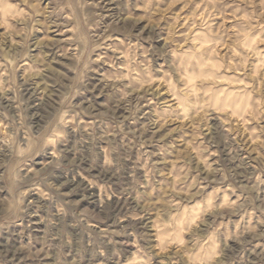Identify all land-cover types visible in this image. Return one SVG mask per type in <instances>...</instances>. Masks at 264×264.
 <instances>
[{"label": "rangeland", "instance_id": "obj_1", "mask_svg": "<svg viewBox=\"0 0 264 264\" xmlns=\"http://www.w3.org/2000/svg\"><path fill=\"white\" fill-rule=\"evenodd\" d=\"M0 264H264V0H0Z\"/></svg>", "mask_w": 264, "mask_h": 264}]
</instances>
